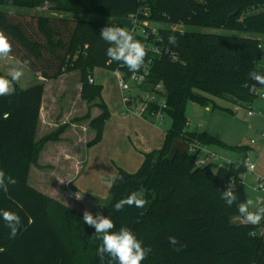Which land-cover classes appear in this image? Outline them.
<instances>
[{
    "label": "trees",
    "instance_id": "1",
    "mask_svg": "<svg viewBox=\"0 0 264 264\" xmlns=\"http://www.w3.org/2000/svg\"><path fill=\"white\" fill-rule=\"evenodd\" d=\"M43 4L49 5L53 15H9L10 10L2 9H33ZM71 13L118 18L137 14L138 19L159 25L157 35L144 25L149 39H141L160 46L162 53L156 55L145 47L144 65L149 59L152 62L141 88L164 86L167 107L163 112L171 118V125L163 146L143 153L135 172L117 168L116 175L123 180L109 189L110 198L102 208V214L115 223L112 231L127 227L143 246L152 248L141 264H264V220L258 225L232 221L240 215L238 205L247 200L244 160L253 148L230 146L206 131H190L185 114L189 101L208 107L214 98L237 107L252 106L261 86L249 73H264L260 67L264 0H0V30L12 44L10 56L44 79L26 88L14 82V93L0 97V169L17 181L7 193L0 191V209L21 217L14 239L9 238V229L0 218V264H117L107 254L101 260L97 249L102 241L93 227L79 224L74 215L69 216L68 208L29 183L31 166H38L44 145L64 131L60 127L36 139L45 81L58 79L67 67L81 72L82 99L101 111L90 121L96 130L88 142L92 146L102 140L110 115L102 99L103 85L90 82L93 70L131 73L121 63L108 62L106 51L111 45L100 37L103 27L123 25L63 15ZM169 35L177 36L176 46L168 43ZM226 110L233 112L232 108ZM174 139L226 148L241 153L242 159L216 171L213 163L196 166L198 153L176 150L170 154ZM230 179L237 196L232 206L221 198ZM133 191H143L147 205L114 212L113 205ZM85 228L90 232L88 238ZM170 235L184 245L182 251L172 250L167 240Z\"/></svg>",
    "mask_w": 264,
    "mask_h": 264
},
{
    "label": "rangeland",
    "instance_id": "2",
    "mask_svg": "<svg viewBox=\"0 0 264 264\" xmlns=\"http://www.w3.org/2000/svg\"><path fill=\"white\" fill-rule=\"evenodd\" d=\"M2 9L32 15H53L49 5L45 8L2 7ZM58 14L60 15V13ZM63 15L93 21L120 20L123 27L130 31L134 23H137L139 32L134 36L141 43H143L141 39L143 24L148 25L151 31L159 29V25L154 22L136 20L131 15L121 18L74 13ZM173 27L176 28L177 26ZM204 30L225 35L241 34L226 29ZM19 62L16 58L12 59L10 54L7 58L0 59V74L9 77L8 72L12 67L20 68L23 71V76L15 83H18L17 85L22 88L44 81V79H38V73L25 65L21 66ZM260 67L264 68V55L260 61ZM92 78L95 83L103 85L102 99L110 110L102 140L90 148L81 144L82 139H92L95 136L96 130L91 127L90 121L97 117L101 111L98 106H96L98 109L96 110L94 103H87L82 99L81 72L67 67L64 74L58 79L45 81L42 118L36 139L55 132L60 127H64V131L58 136V139H53L47 143L40 155L38 166H31L29 174V183L68 208L70 210L69 216L73 217L72 215H74L79 224H86L83 221L85 210L90 211L93 215L98 212L102 214V208L110 198L109 188L105 183L107 178L110 175H115L118 167L129 172H135L141 163L140 161L138 164L143 150L141 144H149L152 146L150 150L161 148L164 142V131L171 125V118L167 115H164L162 120L153 118L152 121L156 120L157 124L154 126L147 121L148 119L140 117L134 112H128L123 99L124 93L119 86L115 71L98 67L93 70ZM252 107L255 114L248 117V105L237 107L227 100L214 98V101L207 108L189 101L185 110L190 123L187 128L194 130L202 127L199 128V131H206L230 146L245 144L253 147V150L260 151L264 145V138L261 134L264 131V100L258 95L252 102ZM227 108H232L233 112H228ZM135 116L147 121L146 124L139 120H132V117ZM139 135H141L140 138ZM209 149L219 156V161L212 159L215 171L218 168V163L229 165L228 161H240L242 159L241 153L226 148L212 145L209 146ZM176 150L184 153L189 152V143L174 139L170 154ZM200 154L204 156L205 152ZM261 157L259 161L256 159L257 170L254 173L246 170L244 174L247 200L255 201L257 197H264V190L255 189L258 185L257 177L264 178V153ZM76 196L81 198L77 199ZM232 221L242 223V217L240 215L233 216ZM261 230V228L257 229L259 234ZM85 234L88 238L90 234L88 228H85ZM74 241L75 245H78V238L75 237Z\"/></svg>",
    "mask_w": 264,
    "mask_h": 264
},
{
    "label": "clouds",
    "instance_id": "3",
    "mask_svg": "<svg viewBox=\"0 0 264 264\" xmlns=\"http://www.w3.org/2000/svg\"><path fill=\"white\" fill-rule=\"evenodd\" d=\"M14 14V10L9 11V15ZM100 37L111 45L106 51L109 63L113 61L121 63L132 73L138 72L143 67L147 50L143 43L137 40L130 30L120 26H106L101 29ZM168 43L176 46L178 44L177 36L169 35ZM11 51L12 44L9 37L0 30V59L7 58ZM24 63L28 64L29 61L26 60ZM8 76L10 79L0 77V97L14 93L13 83L20 80L23 76V71L18 67H12L8 72ZM249 77L256 84L264 87V73L254 70L249 73ZM228 163H232V161H228ZM245 167L250 173H254L256 170V164L253 162L251 154H249L248 159L245 161ZM122 180V176L110 175L105 183L111 189L117 181ZM16 183L15 178L6 175L5 171L0 169V191L7 193L9 186ZM259 187L264 188V183L260 184ZM234 189L235 185L230 179L221 194V198L228 206H232L237 200ZM76 198L80 199L81 197L76 196ZM147 203L148 201L144 198L143 191H133L127 197L117 201L113 205V211L121 212L126 206H135L142 209ZM238 212L242 217V223L259 224L261 220H264V197H257L255 201L248 199L246 202L240 203L238 205ZM0 218L3 219L9 229V238H16L21 227V217L15 212L0 209ZM83 221L95 229V235L99 236L102 241L97 249L101 260L107 254L112 260L117 261V264H141L152 252V248L150 246H143V242L138 240L129 228L121 226L118 231H112L115 228V223L108 216H104L99 212L93 215L90 211L85 210ZM167 240L173 251H182L184 245L181 244L176 236L170 235Z\"/></svg>",
    "mask_w": 264,
    "mask_h": 264
},
{
    "label": "built area",
    "instance_id": "4",
    "mask_svg": "<svg viewBox=\"0 0 264 264\" xmlns=\"http://www.w3.org/2000/svg\"><path fill=\"white\" fill-rule=\"evenodd\" d=\"M142 11L146 12V9H142ZM131 17L134 19L137 18V14H131ZM147 21V20H144ZM137 22V21H136ZM137 23H134V26L131 29V32L136 35L138 34L139 30L137 29ZM145 24H143L144 26ZM148 26V25H146ZM152 32L157 35L156 30H152ZM142 38L145 40L149 39V32L145 28L142 31ZM143 41V40H142ZM144 46L146 48L151 49L156 55H160L162 53V48L158 45H153L152 43H148V41H143ZM260 48L264 50V43L260 44ZM152 59L143 66L142 70H139L136 73H130L126 75L121 73L119 70H116L115 73L118 77L119 86L123 91V99L126 105V109L128 112H134L140 117H143L148 120H153V118H159L160 120L164 117L163 110L167 107L166 97L164 95L165 89L162 84H157L153 90H143L141 86L145 83L146 77L149 75L150 71V63ZM91 83L95 82L93 78H90ZM129 92L130 94H125ZM258 95L262 100H264V87H260L258 89ZM248 117H251L255 114L253 107L250 105L248 106ZM189 121L187 125H189ZM262 137L264 138V132L261 133ZM254 141L252 140V143ZM189 152L191 153H198V156L195 160L196 166H203L208 163H213L212 159L215 161H219V156L214 151H211L208 146H204L199 144L198 142L189 143ZM201 152H205L204 156H201ZM249 154H251L253 162L256 164L257 167V157L258 155L255 153L254 150L250 151L247 157L244 160L248 159ZM218 167L223 165L222 163L217 164ZM256 171V170H255ZM258 185L256 186V190H264V188H260L259 185L264 183V178L258 176Z\"/></svg>",
    "mask_w": 264,
    "mask_h": 264
},
{
    "label": "crops",
    "instance_id": "5",
    "mask_svg": "<svg viewBox=\"0 0 264 264\" xmlns=\"http://www.w3.org/2000/svg\"><path fill=\"white\" fill-rule=\"evenodd\" d=\"M113 22H116V23H122L120 20H113ZM12 59H13V57L12 56H10ZM19 64L21 65V66H23V64L22 63H20L19 62ZM38 76V79H41V80H43V78L41 77V76H39V74H37ZM18 84V83H17ZM20 86V85H19ZM21 87V86H20ZM46 88V87H45ZM45 93V92H44ZM43 101H44V97H43ZM42 108H43V102H42V107H41V112H40V119H39V123H38V127H37V132L39 131V124H40V122H41V118H42ZM96 108V107H95ZM208 108V107H207ZM96 110H98L97 108H96ZM132 120H139L140 122H142V123H145V122H147V121H149L150 122V124L152 123L154 126H156L157 124H156V120L155 121H151V120H147V121H143L142 119H139V117H132ZM146 124V123H145ZM148 125V124H147ZM150 126H152V125H150ZM153 127V126H152ZM199 128H202V127H199ZM199 128H195L194 130H191L190 129V131H197V132H199ZM262 132H264V131H262ZM143 134V133H142ZM141 137V135H139V138ZM163 137L165 138V131H164V134H163ZM41 139V138H40ZM82 139V138H81ZM37 140H39V139H37ZM91 139H88V138H84V139H82V145L83 146H86L87 148H90L91 146H88V142L90 141ZM50 142V141H49ZM48 143V142H47ZM47 143L44 145V147H43V149L41 150V152H40V155H41V153H42V151L44 150V148H45V146L47 145ZM164 143V142H163ZM98 144V143H97ZM96 145V144H95ZM95 145H92V146H95ZM141 146H142V152H141V157H139V161H138V164L140 163V161L142 162V160H143V153H145V152H150V151H152V150H150V148L152 147V146H150L149 144H146V143H142L141 144ZM253 148V147H252ZM254 149V148H253ZM153 150H155V148L153 149ZM255 151V153L258 155V157H257V159H258V161L259 160H261V156H262V154L264 153V145H262V147H261V150L260 151H256V150H254ZM40 155H39V159H40ZM39 159H38V164H39ZM141 164V163H140ZM140 164H139V166H140ZM33 166V165H32ZM257 168H258V166L256 167V170H257ZM116 173L117 172H115V175H116ZM30 174V173H29ZM36 187V186H35ZM37 188V187H36ZM106 203V202H105Z\"/></svg>",
    "mask_w": 264,
    "mask_h": 264
},
{
    "label": "water",
    "instance_id": "6",
    "mask_svg": "<svg viewBox=\"0 0 264 264\" xmlns=\"http://www.w3.org/2000/svg\"><path fill=\"white\" fill-rule=\"evenodd\" d=\"M46 6H47V4H43L41 7H42V8H45Z\"/></svg>",
    "mask_w": 264,
    "mask_h": 264
}]
</instances>
